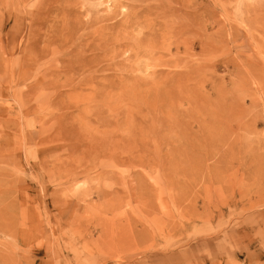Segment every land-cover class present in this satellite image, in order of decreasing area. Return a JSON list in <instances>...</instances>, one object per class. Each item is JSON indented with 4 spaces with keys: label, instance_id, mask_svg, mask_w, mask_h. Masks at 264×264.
<instances>
[{
    "label": "rangeland",
    "instance_id": "obj_1",
    "mask_svg": "<svg viewBox=\"0 0 264 264\" xmlns=\"http://www.w3.org/2000/svg\"><path fill=\"white\" fill-rule=\"evenodd\" d=\"M189 1L81 72L61 6L0 0V264H264V0Z\"/></svg>",
    "mask_w": 264,
    "mask_h": 264
},
{
    "label": "bare ground",
    "instance_id": "obj_2",
    "mask_svg": "<svg viewBox=\"0 0 264 264\" xmlns=\"http://www.w3.org/2000/svg\"><path fill=\"white\" fill-rule=\"evenodd\" d=\"M53 1H54V4H58L59 9L61 6V10H60L61 14H60V17L58 18V24H59V26H58L59 30H57L58 36L61 39H66L69 37V41H72L71 45L69 46L70 50L67 49V51H71V53L68 54V58H65L64 61L62 60L63 62H61V64H67L68 65L69 62H72V61H68L70 58L75 59V60H77L76 63L78 65V71H81V72H84L87 70L93 71L94 70L93 67L96 66L95 64H98L100 62V60L103 63L106 61V60H103V58H102L103 54H105L106 52L101 51V50H103L101 48L103 46H105V45L101 46V44L104 42H102V43L99 42V41H101L100 40L101 38L99 39V37H101L102 32L99 33V32H97V30L101 29V31H102L103 30L102 28L105 27V25L108 26L110 22H111V29H113V30L110 29L111 31H118V30L119 31H121V30L125 31L126 29H129V28H132L131 30H133V27L134 28L138 27L141 25L142 22H147V21L151 20L152 18L158 19L160 21L161 19H164V18L166 19L169 17H174L175 14L177 12H179L180 10H183L185 12L184 16L187 17V18H185V20L188 19V16L190 17V15L188 13V8H189L188 5L190 4L189 0H167L166 2H163V0H128V2H126V3H122L119 1H115V0H107L106 2H103L101 0H92V1H97V2L92 4L91 7L88 6L90 8H87V9H83L82 8L83 5H81V4L83 2L89 1V0H63V1L53 0ZM171 3H173V5H171ZM72 4H74L75 7L78 6L79 9L76 10L73 7L71 8L70 6H72ZM80 5H81V7H79ZM189 6H191V4ZM101 7L102 8L104 7V8L101 9ZM81 18L82 19L86 18V19L82 20ZM117 18H118V20H116ZM159 18H161V19H159ZM188 21H189V19H188ZM156 22H157V20H156ZM171 22H172L171 20H165L162 23V20H161V23H162V26L164 27V30L168 31V33H169V31L174 32V30H175L174 23H171ZM152 24H154V23H152ZM152 24H151V27H152ZM158 24L159 23L157 22V25ZM95 25H96L97 29H95L96 31H94L93 30L94 28H93L92 29L94 31L93 33H91L92 31L90 33H87V34L80 33L81 31L85 30L86 28H89V27L92 28ZM187 25H190V24H187ZM183 26H185V25H183ZM105 28H108V27H105ZM109 28H110V26H109ZM115 29H117V30H115ZM182 29H184V28H182ZM182 29L180 27H177L176 32L177 33L180 32L179 34H181ZM108 31H109V29H108ZM119 31H118V33H120ZM122 31H121V33H125ZM109 33H110V31H109ZM112 34H113V32H112ZM116 35H118V34H116ZM118 36H120V35H118ZM108 38H110V37H108ZM125 38H127V37H125ZM155 38L157 39V37H155ZM128 40H130V39H128ZM104 41H106V40L104 39ZM113 41H114V39L111 40L112 43H113ZM74 42H78V43L80 42L81 44H83V43L87 44L88 43V45H87L88 49H85V50H86V52L90 53L89 57L84 56L85 50L81 51V52H78L79 51L78 50L76 52L75 48L73 47V45H75ZM115 42L113 45L114 47L117 44V43L115 44ZM129 42H131V41H129ZM106 43L110 46V43H108V42H106ZM120 46L123 47V44ZM110 48H111V46H110ZM114 57H115V55H114ZM108 61H110V60H108ZM108 65H109V63H108ZM68 66H71V65L69 64ZM75 71H77V70H75ZM73 73L72 74L68 73V74L71 75L70 77H72ZM181 76H180V78H181Z\"/></svg>",
    "mask_w": 264,
    "mask_h": 264
}]
</instances>
